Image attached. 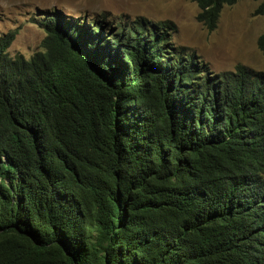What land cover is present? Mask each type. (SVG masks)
I'll return each mask as SVG.
<instances>
[{
    "label": "trees",
    "instance_id": "1",
    "mask_svg": "<svg viewBox=\"0 0 264 264\" xmlns=\"http://www.w3.org/2000/svg\"><path fill=\"white\" fill-rule=\"evenodd\" d=\"M192 1L212 32L238 0ZM106 20L0 37V264H264V73Z\"/></svg>",
    "mask_w": 264,
    "mask_h": 264
},
{
    "label": "rangeland",
    "instance_id": "2",
    "mask_svg": "<svg viewBox=\"0 0 264 264\" xmlns=\"http://www.w3.org/2000/svg\"><path fill=\"white\" fill-rule=\"evenodd\" d=\"M262 0H238L225 7L217 27L208 32L197 21L192 0H0V37L15 32L8 54L29 59L39 51L45 33L39 26L44 12L56 10L67 18L124 24L142 17L153 24L174 26L172 43L195 54L211 73L233 72L238 65L264 73V56L257 47L264 33V15L256 13Z\"/></svg>",
    "mask_w": 264,
    "mask_h": 264
}]
</instances>
